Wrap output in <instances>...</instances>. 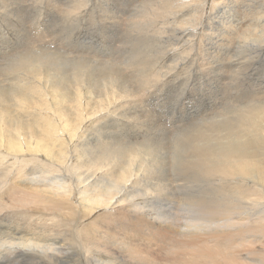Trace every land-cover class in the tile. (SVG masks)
<instances>
[{
  "label": "bare ground",
  "instance_id": "obj_1",
  "mask_svg": "<svg viewBox=\"0 0 264 264\" xmlns=\"http://www.w3.org/2000/svg\"><path fill=\"white\" fill-rule=\"evenodd\" d=\"M30 1L0 0L2 23L20 2L45 3L52 22L5 27L30 49L0 72V264H264V0H49L56 14ZM95 16L132 19L130 55L57 39L58 24L88 31ZM195 80L232 89L239 110L152 138L165 86Z\"/></svg>",
  "mask_w": 264,
  "mask_h": 264
},
{
  "label": "rangeland",
  "instance_id": "obj_2",
  "mask_svg": "<svg viewBox=\"0 0 264 264\" xmlns=\"http://www.w3.org/2000/svg\"><path fill=\"white\" fill-rule=\"evenodd\" d=\"M25 1H29V0H24V2ZM32 1H34V0H31L30 1V3L32 2ZM36 2H39V1H37V0H35ZM67 2H68V0H66ZM70 2L69 3H65V6L68 4V5H70L72 2H73V0H69ZM46 2V6H47V8L49 7V8H52V9H47V10H51L52 12H54L53 11V8H57L58 10V12L56 11V13H59V10H60V5H59V3H58V5H57V3L56 2H50L49 0H46L45 1ZM33 4V3H32ZM32 4H31V7H32ZM40 4V5H39ZM45 4V3H44ZM44 4H42V5H44ZM49 6H48V5ZM52 4V5H51ZM20 5L21 6H18V7H16L12 12H10V14H11V17H5V18H3V19H8L7 20V22H9V21H14V20H17V19H15V17H14V15L17 17L18 16V18H21V21H22V18H24L25 19V23H27V24H29L31 27H32V29H31V32L33 33H31L32 34V36H34V35H37V34H39V32H41L42 31V27H43V29L45 30V27H44V25H43V23H45V24H48V23H52L46 16H45V13L43 12V9H42V7L41 8H39V6H42L41 5V3H38L37 4V7L35 6V5H33V11H32V9H31V11H32V13H33V15H32V13L31 14H24L22 11H23V9L24 8H27V7H24L23 5H26V4H22L21 2H20ZM39 5V6H38ZM55 5V6H54ZM35 6V7H34ZM57 6V7H56ZM117 7H122V8H131V6H117ZM133 7V6H132ZM20 8V9H19ZM22 8V9H21ZM38 9V10H37ZM192 9H193V11H199V8L198 7H196V6H193L192 7ZM115 10V11H114ZM18 11V12H17ZM36 11V12H35ZM37 11H39V13L37 12ZM14 12V13H13ZM41 12V13H40ZM116 12V13H115ZM37 13V14H36ZM44 13V14H43ZM55 12H54V14H56ZM112 13L113 14H118V9H113V11H112ZM20 14V15H19ZM35 14V15H34ZM28 15V16H27ZM31 15V16H30ZM43 15V16H42ZM13 16V17H12ZM34 17V18H33ZM54 18V17H53ZM2 19V20H3ZM10 19V20H9ZM32 19H35V22H34V20H32ZM38 19H40V20H38ZM80 19V23L79 22H77V20H79ZM99 19H98V17L97 16H95V24L94 25H92L91 26V29H89L88 31H86L85 30V28H84V26L82 27V22H83V20H82V18H80V17H77L76 18V20H73L74 22H76V25H75V23L74 22H72L71 24H72V26H73V28L74 27H80V28H74L73 30H69V28H68V25H61V24H58V26H57V30L59 31V32H63L61 35L62 36H58L56 33V37H57V39L58 38H62V37H64V39L63 40H65L64 42L65 43H67L66 45H68L69 46V49H74L73 50V52H76V54H79V52H81V53H83V52H88L89 50H92V51H89L88 53H90V54H93V56H96L97 58H98V56H99V59L101 60V59H103V60H105V59H107L106 61H112V60H117L118 59V56L121 54V53H127L128 55H130L131 54V51H132V48H133V46L131 45V38H130V34H132V27H133V24H132V19L131 20H128V19H126V20H124L121 24H120V26H118V27H110V26H107V25H105V24H102V22L104 23V21H102V22H100V21H98ZM30 21H31V23H30ZM58 21V20H57ZM67 21V20H66ZM99 22V23H97V22ZM130 21V22H129ZM7 22L6 23H2L1 22V19H0V67L2 68H0L1 70H5V71H1L0 70V72H2V75H3V77H2V75H1V77L3 78V79H1V80H4L5 78H6V76L8 77V75H10L9 73H5L7 70L5 69V67L6 68H8V66L9 65H11L13 62H11V60L14 58V55H18L19 54V52L20 51H22L23 49L24 50H29L30 49V47H29V45L25 42V41H23L22 43H20V44H15V40L14 39H10V36H11V33H12V35H13V31H11V30H9V29H7V28H5V27H7ZM34 22V23H33ZM37 22V23H36ZM59 22V21H58ZM74 23V24H73ZM34 24V25H33ZM70 24V25H71ZM124 26H123V25ZM128 24V25H127ZM199 24V23H198ZM198 24H196L195 25V27L194 28H196L197 27V25ZM38 25V26H37ZM98 25H99V27H98ZM35 28H34V27ZM97 26V27H96ZM126 26V27H125ZM60 27V28H59ZM201 26H199V28H200ZM2 28V29H1ZM64 30H63V29ZM113 28V29H112ZM120 28V29H119ZM79 29V30H78ZM80 29H81V31H80ZM95 29H97V30H95ZM121 29H123V30H121ZM128 29H129V31H128ZM2 30V31H1ZM75 30L77 31V32H75ZM94 30V31H93ZM99 30V31H98ZM4 31V32H3ZM52 31V30H51ZM91 31H93V32H95V33H93V32H91ZM119 31V32H118ZM121 31V32H120ZM53 32V31H52ZM69 32V33H68ZM78 32H79V34L80 35H78ZM20 33V32H19ZM23 33V32H22ZM98 33H101V34H98ZM125 33H126V36H125ZM26 34V33H25ZM72 36H71V35ZM86 34H88L89 35V37H88V35H85ZM97 34V35H96ZM120 34H121V36H120ZM2 35H3V37H2ZM78 35V36H77ZM81 35H82V37H81ZM101 35H103V36H101ZM117 35V36H116ZM123 35H124V37H123ZM93 36V37H92ZM96 36V37H95ZM100 36H101V38H100ZM109 36H110V38H109ZM120 36V37H119ZM85 37H88V38H85ZM98 37V38H97ZM123 37V38H122ZM127 37V38H126ZM90 38H92L91 40L92 41H90ZM93 38H94V40H93ZM95 38H97V39H95ZM25 39H26V41L27 40H29V41H31L30 40V38H29V36H26L25 37ZM72 39V40H71ZM79 41H78V40ZM102 39V40H101ZM115 39H117V40H115ZM123 39H124V41H123ZM3 40H5V44H4V41ZM77 40V41H76ZM3 41V42H2ZM74 41L76 42V43H74ZM89 41V42H88ZM100 41V42H99ZM126 41V42H125ZM194 41H196L195 43H193V46L195 47V51H194V53L195 54H197V59H199V62L198 63H200V61H201V57H200V52H201V46H204V48H205V51H206V44L205 43H203L202 41H201V33L198 35V37L197 38H195L194 39ZM84 42V43H83ZM103 42V43H102ZM118 42V43H117ZM124 42V43H123ZM7 43V44H6ZM9 43V44H8ZM69 43V44H68ZM120 43H121V46H122V43L124 44L122 47L120 46ZM3 44V45H2ZM85 44V45H84ZM71 45V46H70ZM80 45V46H79ZM84 45V46H83ZM89 45V46H88ZM107 47H106V46ZM113 47H112V46ZM129 45V46H128ZM67 46V47H68ZM74 46H75V48H74ZM77 46V47H76ZM91 46V47H90ZM111 46V47H110ZM127 46V47H126ZM253 46H259V45H253ZM8 49H7V48ZM82 47V48H81ZM88 47V48H87ZM92 47H94V48H92ZM129 47V48H128ZM23 48V49H22ZM85 48V49H84ZM90 48V49H89ZM104 48V49H103ZM108 50H107V49ZM112 48V49H111ZM116 48H117V50H116ZM123 50H122V49ZM77 49V50H76ZM80 49V50H79ZM88 49V50H87ZM98 49V50H97ZM114 49V50H113ZM125 49V50H124ZM130 49V50H129ZM87 50V51H86ZM120 50V52H118ZM129 50V51H128ZM78 51V52H77ZM106 51V52H105ZM110 52V53H109ZM103 54H105V56L103 55ZM114 54V55H113ZM118 54V55H117ZM230 54H231V51H230ZM101 55H102V58H100L101 57ZM113 55V56H112ZM115 56H116V59H115ZM105 57V58H104ZM111 57V58H110ZM114 58V59H113ZM5 59V60H4ZM2 60V61H1ZM99 63H102V62H99ZM5 74H4V73ZM8 72V71H7ZM184 77H185V75H184ZM161 78V77H160ZM167 78V77H166ZM0 80V81H1ZM87 80L88 81H90L91 83H94V86H93V90H94V93H97V91H98V88H99V83H97L96 81H97V78L96 77H94V76H88L87 77ZM163 81L164 80H166L165 78H163L162 79ZM194 84H196L195 86H193L192 88H191V93H186V91L185 92H182L181 90H179V89H177V95L175 94L176 92H174V93H170L168 90L170 89V88H172V87H170V85L169 86H165V87H163V89L165 88V92L163 93V94H161V97H160V102L159 103H156L155 102V104L157 105L156 107H154V108H152L153 110H151V112L154 114V115H156L157 116V120L154 122V123H152V125H151V127H148L149 129L147 130L148 132V134H152V138H154V139H160V138H164V137H166V136H168V137H170V136H172V132H178L179 131V129H181V128H185V127H187V126H189V125H191V124H194V123H198V122H200V121H203V120H205V119H207L208 117H210V115L212 114V113H214L215 111H222V107L221 106H224V108H225V110H227L228 111V113H226L227 115H230V114H232V113H234L236 110H239V109H234V107H233V104L231 103V102H229V101H227L228 99H231L232 100V102L233 101H235L236 100V98H230L231 97V90H226V91H224V87L222 86V85H220L219 87H217L215 84H214V86H212L211 88H209V87H207V82H205L204 80H195V81H192ZM203 82V83H202ZM206 84V85H205ZM177 84H174L173 85V87H175ZM204 86V87H203ZM222 86V87H221ZM248 87V85H243V87H242V89L241 90H243V89H245V88H247ZM206 88H209V89H211L210 90V92H207V91H205L206 90ZM220 88V89H219ZM232 88V87H231ZM252 88V87H251ZM203 90L202 92H200V93H197L199 90ZM229 89V88H228ZM188 90H189V88H188ZM188 90H187V92H188ZM148 91V90H147ZM167 91V92H166ZM171 91L173 92L174 91V89L172 88L171 89ZM145 93L148 95V93L145 91ZM185 93V94H184ZM226 93V94H225ZM204 94V95H203ZM201 95V96H200ZM230 95V96H229ZM190 96V97H189ZM227 96H229V98L227 99ZM189 97V98H188ZM195 97V98H194ZM204 97V98H203ZM162 99V100H161ZM185 100V101H184ZM202 100V101H201ZM215 100V101H214ZM217 100V101H216ZM190 101H193L192 102V104H190L189 102ZM212 102V103H211ZM218 102V103H217ZM204 105V106H203ZM168 107V108H167ZM198 107H200V108H198ZM131 108L132 109H139V108H141V106L140 105H132L131 106ZM187 111H185V110ZM201 110V111H200ZM208 112H207V111ZM224 110V109H223ZM224 110V111H225ZM181 111H183V113H181ZM107 113V112H106ZM106 113H104V114H102V115H100V116H104V115H106ZM179 113V114H178ZM142 114H145L144 116H146V117H148L147 115L149 114L148 112H145V113H143L142 112ZM200 116H199V115ZM182 115H184V116H182ZM193 115H198L197 117L198 118H192L193 117ZM204 115V116H203ZM187 116V117H186ZM146 117H144V118H146ZM204 117V118H203ZM207 117V118H206ZM194 123H193V122ZM147 123H150V122H146L145 123V125L147 124ZM157 123V124H156ZM154 125V126H153ZM157 125V126H156ZM165 125V126H164ZM156 126V127H155ZM159 126H161V129L159 128ZM153 128H155V129H153ZM168 128V129H167ZM159 129V130H158ZM151 130V131H150ZM161 130V131H160ZM153 131V132H152ZM160 133H159V132ZM170 131V132H169ZM155 133V134H154ZM162 133V134H161ZM165 133V134H164ZM167 133V134H166ZM169 133V134H168ZM164 146H166V147H164ZM163 147L164 148H168V146H169V144H167V143H165V145H164ZM175 202H177V200L175 199L174 200ZM175 211L177 212V205L175 206ZM176 219H177V217H176Z\"/></svg>",
  "mask_w": 264,
  "mask_h": 264
}]
</instances>
